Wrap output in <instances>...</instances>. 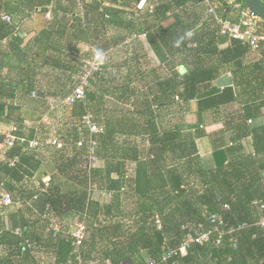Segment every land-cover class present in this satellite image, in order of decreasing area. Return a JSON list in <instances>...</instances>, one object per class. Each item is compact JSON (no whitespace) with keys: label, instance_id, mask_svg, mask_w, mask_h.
Here are the masks:
<instances>
[{"label":"trees","instance_id":"trees-1","mask_svg":"<svg viewBox=\"0 0 264 264\" xmlns=\"http://www.w3.org/2000/svg\"><path fill=\"white\" fill-rule=\"evenodd\" d=\"M139 2L0 0V124L62 144L5 150L0 185L12 204L1 205L0 264H264V42L252 51L221 35L216 18H240L227 0ZM46 13L44 29L21 37L23 19ZM142 36L159 67L144 69L145 56L127 49L107 57L127 39L141 49ZM80 44L94 52L80 54ZM96 52L106 59L84 100L62 106ZM227 74L229 85H214ZM87 115L100 133L83 125ZM205 232L209 242L176 254Z\"/></svg>","mask_w":264,"mask_h":264},{"label":"built area","instance_id":"built-area-1","mask_svg":"<svg viewBox=\"0 0 264 264\" xmlns=\"http://www.w3.org/2000/svg\"><path fill=\"white\" fill-rule=\"evenodd\" d=\"M228 4L232 6L233 9L239 10V21L238 23H232L230 21L223 20L221 18H216L217 23L220 27V33L226 36L230 40H235L240 42L242 45L248 46L252 51H257L261 42H264V21L262 18L254 15L248 9H246L240 0H227ZM146 0H140L138 7L141 8L145 4ZM205 3L210 6L211 0H205ZM211 13L213 8H210ZM45 17L51 19L50 13H46ZM2 20L7 23H11V17L5 14L1 15ZM23 37H26L23 35ZM106 59V54L95 53L91 58L83 61L82 70L78 77L79 84L65 99L62 100V106H70L77 101L84 100L85 94L84 89L89 85V80L93 74L101 68L103 61ZM83 125H85L91 134H98L102 131L101 127L93 122L92 116L87 115L83 118ZM0 161L3 159V154L6 149L12 148L15 142L19 141L21 144L26 143L27 147L31 150H39L43 147V144L53 145L61 148L62 144L54 139L50 138L45 142L39 140L27 141L24 138L16 136V128L10 127L6 131L0 129ZM81 146V143H78ZM96 142L91 141L89 144L88 151V162L90 166H95L98 164L99 160L95 155ZM48 184V182L44 183ZM12 204L10 196L3 190L2 185H0V205L10 206ZM159 225V220H156ZM210 223L214 225V232H218L217 225L221 223V218L213 216L210 219ZM260 226L264 227V220L260 222ZM84 224L77 222L73 226L72 237L74 238V243L79 246L84 238ZM210 240L209 233H200L197 236L187 235L181 246L176 250L180 255H185L190 245L197 244L203 245ZM219 242V241H217ZM153 264V263H149Z\"/></svg>","mask_w":264,"mask_h":264},{"label":"crops","instance_id":"crops-1","mask_svg":"<svg viewBox=\"0 0 264 264\" xmlns=\"http://www.w3.org/2000/svg\"><path fill=\"white\" fill-rule=\"evenodd\" d=\"M49 20L50 19H47L45 16H43L41 14H35L33 16H29V17L23 19L22 23L20 25L21 37H23V35H25L26 36L25 40L30 39L37 32L44 29L47 26ZM139 42L142 45L141 49L138 47V43H136V45L134 46L133 43L131 42V39H127L123 45L117 46V47L111 49L107 53V57H109V56L115 57L117 55H120V53H119L120 51L127 49V50H129V52H134L135 54L140 53V54H143L145 56L146 60L142 63V66L144 69L145 68L146 69H152V68L159 67L160 64H159L155 54L153 53L151 48L148 46V43H147L146 39L144 38V36L140 37ZM6 43H7L6 40L2 41V47L3 48L6 47ZM78 48H79L80 54H86V53L94 52V50H92V48H90L89 45H86V44H80L78 46ZM94 55L95 54L93 53V56ZM93 56H91V57H93ZM229 84H230V75L229 74L222 76L221 78L216 80L214 83V85L219 87V88H223ZM108 102H107V106L109 104V107H110L111 101H108ZM50 104H51L52 108H56V104L54 101H50ZM105 108H106V106H105ZM194 111H195V104L193 103L192 107H191V112L186 117L187 123H191V124L195 123V116L193 114ZM55 112H56L55 110L52 111V114L56 115ZM95 120L97 122L102 123V119H95ZM262 121L264 122V117H263ZM29 123H31V122H29ZM9 127H10V125L0 124V129L3 131H6ZM214 129H215V127H212L209 130L211 131ZM198 145H199V151H200V154L202 157L207 158L208 156H210V148H209V144H208L207 139H203L202 141H199ZM48 181H49V176L47 175V173H43L42 182L46 183ZM94 198L104 200L105 202L110 201V195H103V194L96 193V194H94ZM15 208H18V207H15ZM6 212H8V210ZM4 214H5V212L3 211V208L0 205V222H3Z\"/></svg>","mask_w":264,"mask_h":264},{"label":"water","instance_id":"water-1","mask_svg":"<svg viewBox=\"0 0 264 264\" xmlns=\"http://www.w3.org/2000/svg\"><path fill=\"white\" fill-rule=\"evenodd\" d=\"M244 7L264 20V2L262 0H242Z\"/></svg>","mask_w":264,"mask_h":264},{"label":"rangeland","instance_id":"rangeland-1","mask_svg":"<svg viewBox=\"0 0 264 264\" xmlns=\"http://www.w3.org/2000/svg\"><path fill=\"white\" fill-rule=\"evenodd\" d=\"M108 58H112V56L111 57L109 56Z\"/></svg>","mask_w":264,"mask_h":264}]
</instances>
